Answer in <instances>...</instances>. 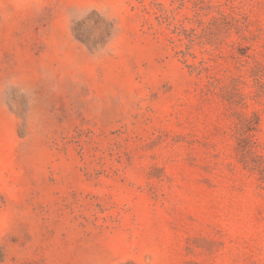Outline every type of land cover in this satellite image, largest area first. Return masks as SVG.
Instances as JSON below:
<instances>
[{"label":"rangeland","instance_id":"1","mask_svg":"<svg viewBox=\"0 0 264 264\" xmlns=\"http://www.w3.org/2000/svg\"><path fill=\"white\" fill-rule=\"evenodd\" d=\"M0 264H264V0H0Z\"/></svg>","mask_w":264,"mask_h":264}]
</instances>
